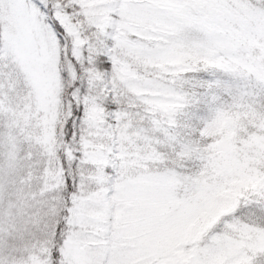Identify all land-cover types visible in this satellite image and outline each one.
<instances>
[{"label": "snow or ice", "instance_id": "6c2138e0", "mask_svg": "<svg viewBox=\"0 0 264 264\" xmlns=\"http://www.w3.org/2000/svg\"><path fill=\"white\" fill-rule=\"evenodd\" d=\"M0 264H264V0H0Z\"/></svg>", "mask_w": 264, "mask_h": 264}]
</instances>
